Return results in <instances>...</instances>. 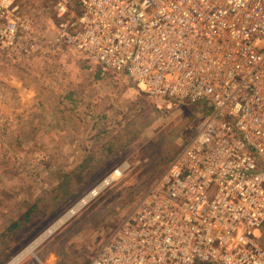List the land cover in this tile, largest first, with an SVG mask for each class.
<instances>
[{
  "label": "built area",
  "instance_id": "obj_1",
  "mask_svg": "<svg viewBox=\"0 0 264 264\" xmlns=\"http://www.w3.org/2000/svg\"><path fill=\"white\" fill-rule=\"evenodd\" d=\"M63 48L208 109L89 264H264V0H0V80Z\"/></svg>",
  "mask_w": 264,
  "mask_h": 264
},
{
  "label": "rangeland",
  "instance_id": "obj_2",
  "mask_svg": "<svg viewBox=\"0 0 264 264\" xmlns=\"http://www.w3.org/2000/svg\"><path fill=\"white\" fill-rule=\"evenodd\" d=\"M51 7L45 2L34 14L49 47L57 31ZM23 86H36L38 97L47 98L38 108L40 116L22 117L18 89ZM207 112L202 104L150 96L125 74L104 72L68 48L5 69L0 80V264H9L81 203L18 264H89L190 142Z\"/></svg>",
  "mask_w": 264,
  "mask_h": 264
},
{
  "label": "crops",
  "instance_id": "obj_3",
  "mask_svg": "<svg viewBox=\"0 0 264 264\" xmlns=\"http://www.w3.org/2000/svg\"><path fill=\"white\" fill-rule=\"evenodd\" d=\"M42 89H43V87L40 86V88H39L40 93L39 94H41ZM46 90H47V88H46ZM18 91L22 96V99L20 101V105L23 108L22 109V111H23L22 117H28V115H32L33 117L40 116V112L38 111V108H40L41 106L44 105L43 101L45 102L47 100V98L45 99V96L44 97L43 96L38 97L37 93L35 94V96L33 98H31V99L28 98V95H30L29 93H33V92L38 91L36 86L32 87V88H27V87L23 86V88H19ZM61 100H64V99H61ZM26 108H27V111H26ZM60 121H61V118H58L57 122H60ZM39 127H40V129L42 128V123L39 124ZM18 182H20V180H17V184H18Z\"/></svg>",
  "mask_w": 264,
  "mask_h": 264
},
{
  "label": "bare ground",
  "instance_id": "obj_4",
  "mask_svg": "<svg viewBox=\"0 0 264 264\" xmlns=\"http://www.w3.org/2000/svg\"><path fill=\"white\" fill-rule=\"evenodd\" d=\"M28 98L31 99L35 96L36 92L29 93ZM122 170H118L116 172V175H121ZM83 203L79 204L72 212L65 215L61 219H59L53 226H51L47 231H45L34 243L28 246L27 249H25L22 253H20L16 258H14L9 264H18L25 256L28 254H32L34 250L47 238H49L54 232H56L60 227H62L68 220L71 218L73 213H75L76 210L80 206H82Z\"/></svg>",
  "mask_w": 264,
  "mask_h": 264
},
{
  "label": "trees",
  "instance_id": "obj_5",
  "mask_svg": "<svg viewBox=\"0 0 264 264\" xmlns=\"http://www.w3.org/2000/svg\"><path fill=\"white\" fill-rule=\"evenodd\" d=\"M176 101V100H175ZM180 102V101H179Z\"/></svg>",
  "mask_w": 264,
  "mask_h": 264
}]
</instances>
